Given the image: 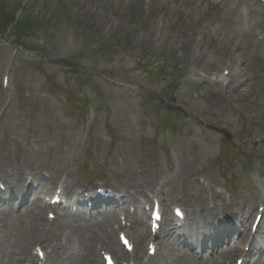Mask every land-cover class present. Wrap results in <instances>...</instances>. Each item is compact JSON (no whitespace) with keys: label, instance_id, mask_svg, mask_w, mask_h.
<instances>
[{"label":"rangeland","instance_id":"1","mask_svg":"<svg viewBox=\"0 0 264 264\" xmlns=\"http://www.w3.org/2000/svg\"><path fill=\"white\" fill-rule=\"evenodd\" d=\"M5 1L11 21L16 7H26L11 32L8 22L0 26V176L10 167L26 169V159L32 158L44 172L45 167L52 173L67 171L75 184L77 178L105 180L130 199L125 200L130 210L137 206L123 175L162 187L171 209L177 203L186 209L200 204L193 194L182 193L189 191L188 180L198 177L228 185L232 200L238 201L234 193L250 197L251 188L258 197L255 208L264 201V181L255 174L257 165L264 166V81L256 78L264 71L258 59L264 36L253 37L260 27L245 25L249 9L242 0H13L10 6ZM216 4L220 7L211 10ZM258 38L262 49L255 48ZM187 39L190 50L181 52ZM1 40L18 48L7 49ZM199 56L202 65L212 64L220 74L214 66L189 71L188 63ZM230 58L238 61L232 72L240 67L247 79L238 88L245 90L241 96L233 86L227 90L225 83L212 80L230 68ZM232 74L228 78L234 82L238 76ZM247 165L252 168L246 172ZM177 167L184 177L177 176ZM16 203L0 204V213L7 212L2 222L9 225L0 241V264L9 261L22 230ZM57 224L59 219L52 225ZM168 228L160 233V256L147 257L148 241L140 237L136 259L167 264L180 252L178 245L186 252ZM114 237L119 242L118 234ZM252 253L248 264H264V234Z\"/></svg>","mask_w":264,"mask_h":264},{"label":"bare ground","instance_id":"2","mask_svg":"<svg viewBox=\"0 0 264 264\" xmlns=\"http://www.w3.org/2000/svg\"><path fill=\"white\" fill-rule=\"evenodd\" d=\"M107 1V0H105ZM240 4L245 5L249 9V16L248 22L245 24L247 26L255 25L260 27L262 31H264V6L258 1V0H242L239 1ZM263 7V8H262ZM147 45H149V48L151 49L153 47L151 35L147 39ZM263 46L260 45V49ZM181 52H189L190 50V41L189 39L186 40V42L181 45ZM237 51L239 50L242 54H244L245 49H239L236 48ZM264 50V49H263ZM262 51V50H261ZM258 59L262 62H264V51L260 52ZM186 54V53H185ZM237 61V59L235 60ZM204 62V59L200 60V58H197L193 61L192 66L197 68H203L207 69L208 67H202V64ZM261 71V70H260ZM264 74V71H262ZM245 74H242V71H237L234 73V76L238 79L234 82H237L239 85L234 84L233 81L229 84V87L233 86V90H235V94L237 96H241L243 91L238 90L240 86L243 87V85L247 82V79L244 76ZM247 75V74H246ZM260 72H257L256 78L259 79V81H262ZM233 82V84H232ZM250 83V82H249ZM247 91V87H246ZM30 160H34L32 158L26 159L27 163L26 166H29L32 171L28 172L26 169V172L28 174H34V171L36 172L34 179H39L41 182V186H37V189L34 190L33 193L30 191L29 188H25L24 184L26 182V179L24 178V184L22 186L20 176V171L16 169V174H11L10 178L11 181L8 182L9 188H14L19 191L24 188V190L32 196V202L29 203L27 206L24 207L23 210H20L19 216H17V219L23 222V229L18 233L17 241L13 243V250L10 254V259L7 262V264H35V259L33 258L31 254V248L34 244H40L43 245L46 249L51 250L52 253H55L57 249H60L62 251V255L58 253L59 260L62 262V264H97L94 261V258L98 255V251L100 249H107L110 253L114 254L116 257V260L120 261L122 258H126L127 254L122 252L121 255L119 254V250L117 248L118 244L114 241L113 238L110 237L111 233L113 232L115 234L116 230L125 231V227L120 225L118 218H117V212L118 210H115L111 213V209H103L99 208L98 205L104 204L105 201L108 199L101 198L98 196V194H90V199L87 200V203L91 205V207H87L86 209H80L84 206V199H78L77 197V210L74 211L71 207L63 209L60 213H58V217L62 216L63 224L66 225L65 229L60 234L54 233L51 234L50 232H45L43 229L45 228L46 224V212L48 211V205L43 206L41 205L39 201L40 192H44L45 194H50V191L56 192L57 196L60 198H67L68 196H75V192H71V186L73 187V180L71 178L67 177V171H61L58 173H52L50 172V169L46 168L45 170L48 173L46 176L43 171L41 170V166H43L41 163L33 162ZM29 161V162H28ZM106 166H112L110 163H107ZM176 170L177 176L184 177V172L182 168L177 167ZM112 168H110L111 170ZM14 171V170H13ZM261 172H263V168L260 169ZM32 172V173H31ZM17 176V177H16ZM15 177V178H14ZM123 178L125 179V184L128 187V190H131L133 194V199L136 198L137 195L145 196L146 192H153V187L145 184L142 182V179L139 176L136 175H123ZM63 180V183L61 181ZM34 181V180H33ZM204 182V181H203ZM70 184V185H69ZM190 192H205V193H212L217 194L218 192L215 190L217 187L216 182H204L202 183L200 180H188L187 182ZM147 186V187H146ZM262 186H260L261 188ZM37 195V196H35ZM79 195V193H77ZM30 198V197H29ZM154 198L158 199L157 195H154ZM71 202H74V198L70 199ZM241 203L237 202V204L241 205V207H247L253 210L254 203H249L245 199L240 200ZM165 206H167V202H164ZM236 203V202H234ZM89 211V214H86L85 212ZM105 212H108L105 213ZM191 212V208L189 210ZM110 213V214H109ZM254 214V211H252ZM249 215V218L252 217L253 214ZM4 216L7 214V212H1L0 213V241H2L7 236V230H8V224H5L2 222V215ZM263 216V222H264V209L262 212ZM135 222V226L133 227V234L137 236V239H139L140 234L144 233L147 229V218H138L137 215L131 216ZM239 219V216L237 217V220ZM173 224H174V220ZM183 227H187L189 231L194 230L196 227L203 226V233L206 236L209 231V227L218 230H224L228 229L230 230L231 225L228 222H224V219L221 217H210L207 218L205 216L198 217L197 215L187 213L184 222L181 224ZM116 226V227H115ZM174 227V225H171ZM147 236L146 234H144ZM192 239L195 241H199L197 237H193L191 235ZM147 238H149L147 236ZM155 237H150V242H153L156 240ZM171 241V240H170ZM174 242V241H173ZM173 242H171L173 244ZM222 245L225 243L223 240L220 242ZM219 243V244H220ZM169 246V245H167ZM1 247V246H0ZM178 248L180 249V252L173 253V256L171 257V260L167 264H225L220 263L217 259H206V260H197V258L189 253L188 249L186 252H182L180 246L178 245ZM213 252L215 254L220 255V258H222V255H229L232 257L233 255L237 253H241V255L244 254V251L242 248L238 247H229L224 249L222 246H217ZM193 259H191V256ZM253 264H263L262 262H254Z\"/></svg>","mask_w":264,"mask_h":264}]
</instances>
